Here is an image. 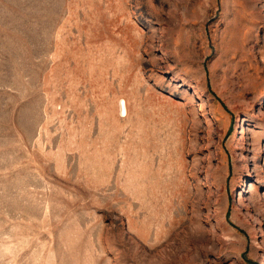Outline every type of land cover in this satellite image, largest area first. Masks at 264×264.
<instances>
[{"label": "rangeland", "instance_id": "obj_1", "mask_svg": "<svg viewBox=\"0 0 264 264\" xmlns=\"http://www.w3.org/2000/svg\"><path fill=\"white\" fill-rule=\"evenodd\" d=\"M0 264H264V0H0Z\"/></svg>", "mask_w": 264, "mask_h": 264}, {"label": "bare ground", "instance_id": "obj_2", "mask_svg": "<svg viewBox=\"0 0 264 264\" xmlns=\"http://www.w3.org/2000/svg\"><path fill=\"white\" fill-rule=\"evenodd\" d=\"M121 109H122V112L121 113H125V111H126V104H125V102L124 101H122L121 102Z\"/></svg>", "mask_w": 264, "mask_h": 264}]
</instances>
